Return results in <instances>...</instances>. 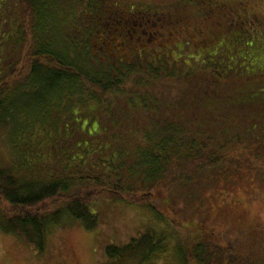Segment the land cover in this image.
Masks as SVG:
<instances>
[{
    "label": "trees",
    "instance_id": "trees-1",
    "mask_svg": "<svg viewBox=\"0 0 264 264\" xmlns=\"http://www.w3.org/2000/svg\"><path fill=\"white\" fill-rule=\"evenodd\" d=\"M14 3L17 16L13 32L14 50L8 56V63H4L5 72L0 78V129L6 135L11 132L13 138L24 134L34 136L33 121L37 119L40 122L38 127L41 131L50 117L44 111L43 114L40 111L17 112L16 106L21 102L16 98L32 101L42 99L44 102L47 97L77 96L88 102L87 109L78 116H74L72 112L70 117L78 120L79 117L85 118L87 114L91 118L87 124L89 127L93 121L102 120V117L108 119L109 114L115 112L117 106H123V101L128 98L145 102L148 97L157 103L163 95L174 96L170 99L180 102L181 106L176 114L183 115L184 123L175 128L176 135H167L164 142L160 141L153 151L150 149L148 157L140 161L142 168L139 169L142 172L139 175L140 181L136 182L131 180V172L118 173L120 168L113 169L111 174L105 176L95 173L82 175L78 172L75 177L53 175L47 177L46 181H41L31 176L32 169L24 163L13 162L10 168L0 166L2 233L19 238L34 251L41 253L47 235L61 225L62 219L79 221L85 229H94L97 218L89 212L88 205L97 198L134 206L146 204L157 219L167 221L174 228L178 221L165 220L164 215L150 202V191L159 187L162 190L164 186L169 190L170 187L187 188L206 183L208 220H218L219 215H213V211L239 212L242 207L239 198L241 194L247 198L249 206L254 205L257 198H264L256 193L253 183H256L255 178L264 171L263 134L260 130L251 129L242 136L238 132L243 131L237 129L241 123L252 122L246 115L249 111L242 109L251 101L248 93L252 94L264 87V28L252 30L247 25H240L232 31L223 26L216 37L210 35L211 32H203L198 28L196 33L202 35L196 48L198 45L208 46V41L219 52L228 51L229 48L231 61L228 62V68L206 64L197 71L190 70L176 77L162 63V59H165L162 55L173 57L168 41L174 28L180 23L177 14L173 16L157 8H135L129 4L119 5L107 0H72L69 6L71 19H68V14L63 12L68 7L64 0H14ZM211 4L214 7L226 6L217 0H212ZM176 13L187 16L179 10ZM48 22L52 27L63 24L71 32V38L74 36L72 34L86 27L81 48L79 45L63 47L55 38L50 42L44 35ZM260 23L254 16L249 19L248 25L259 26ZM216 24L219 26L218 22ZM157 25L161 26L163 32L165 28L170 31L167 35L150 33L149 30L153 31ZM99 35L101 38L116 36L115 42L116 39H121L116 42L115 49H124L128 44L141 46V57L138 60L143 61L149 52L157 55L155 64L145 65L135 60V51L129 54L130 57L127 56L134 63L126 60L124 63L114 64L110 59H106L105 63H97L94 52L96 37ZM176 48L179 52L183 50V47ZM190 49L188 47L186 51ZM123 52L126 51L122 50L120 53ZM190 55L193 56L194 53ZM10 58L13 59L11 63ZM170 61L174 66L179 63L183 65L182 60L176 63L171 58ZM241 66L248 69L240 72ZM209 96L221 100L223 107L209 104ZM227 101L235 103L226 107L224 103ZM140 108L155 110L159 106ZM215 109H223L228 118L221 117L223 112L215 113ZM229 111L234 115L229 114ZM217 118H223L218 121L227 124L226 129L207 127L209 121ZM191 121L195 125L188 128ZM131 122H134L133 118ZM22 124L26 125L24 129H21ZM78 124L81 125L82 122ZM12 126L16 128L12 129ZM61 132L63 129L59 128L53 131L54 134ZM26 144L28 143L23 145L25 148ZM55 155L51 159L60 168ZM90 159H93L91 154L87 160ZM124 164L129 165L126 162ZM29 168L31 173L27 171ZM220 170L228 176H218L216 181H211V174ZM193 218L189 217L184 221L189 225L180 222L177 227L190 230L192 236L195 234V238L200 237L203 241L189 244L188 249L181 248L184 253L180 264H258L252 248L244 246L247 250L243 251L238 247L220 245V229L214 232L213 227L219 224L217 220L213 224L208 221V233L203 234L202 226L198 222L195 224ZM159 239L160 236H155L153 232H146L123 248H107L105 255L110 259H121L124 256L132 258L136 254L151 256L161 248Z\"/></svg>",
    "mask_w": 264,
    "mask_h": 264
},
{
    "label": "rangeland",
    "instance_id": "rangeland-1",
    "mask_svg": "<svg viewBox=\"0 0 264 264\" xmlns=\"http://www.w3.org/2000/svg\"><path fill=\"white\" fill-rule=\"evenodd\" d=\"M96 1L100 2V0ZM107 1L117 4L125 3L123 5L129 4L135 8H157L160 9L159 11H165L166 14L173 16L177 14L176 17L180 18V20L178 19L180 23L170 34L168 41L169 47H172L170 53L173 57L163 54L162 51V56L165 58L162 59V63L176 77H180L190 70L197 71L206 64L228 68V62L231 61L229 48L228 51L219 52L214 48L215 45H209V41L208 46L200 47L198 45L196 48L197 42L201 39L200 35H202L196 33L198 28L203 32H211L210 35L213 34L212 36L215 37L223 26L232 29V31H235L240 25H247L252 30L259 28L263 30L264 28V0H217L221 2V5L226 4L224 8L222 6L214 7L208 0ZM64 2L68 3V7H65L63 12H66L68 19H71L69 6L72 0H64ZM178 10L187 16H180L179 13H176ZM15 11L14 0H0V78L5 72L6 66L3 65L5 62L8 63V56L14 50L13 32L17 19ZM254 16L260 20L259 26L248 25L249 19ZM216 22L219 23V26ZM46 25L44 35L50 42L55 38V41L63 47L79 45L81 48L86 27L72 34L74 36L71 38V32L63 24L52 27V24L48 22ZM168 31L170 30L165 28L163 32L161 26L158 25L153 28V31L149 30L150 33L156 35L166 34ZM115 37L101 38V35L96 37L94 59L97 63H105L106 59H110L114 64L124 63L126 60L132 62V59H127V56L130 57L129 54H133L134 51L137 55L135 60L140 59L141 46L128 44L124 49H115L116 42L121 41V39L118 41L116 39L115 42ZM176 46L183 47V50L179 52ZM188 47L194 53L193 56L190 55L192 53H189L190 50L186 51ZM165 49H163L164 52ZM122 50L126 52L121 54ZM171 58L176 63L182 60L183 65L179 63L178 66H174L171 61L169 62ZM156 59L157 55L147 52L145 59L138 61L145 65H152L155 64ZM12 60L10 58L9 63ZM245 69L248 68L239 67L240 72ZM29 91L30 87H28ZM248 94L251 101H248L249 105L242 109L249 111L246 115L252 122L250 124L241 123L237 129L243 132H237L243 136L248 134L251 129L253 131L260 130L263 134L262 138H264V87ZM143 97L145 98V96ZM172 97L174 96L163 95L159 97L160 101H156L157 103L148 97L145 102L128 98L123 101V106H117L115 112L109 114L108 119L105 120L102 117V120L99 121L92 122L91 120L92 123L89 127L87 124L91 118L86 113H84L86 114L85 118L79 117L78 120L70 117L72 112L74 116L86 112L88 102H84L77 96L47 97L44 102L42 99L32 101V99L16 98L18 102H21L16 106L17 112L22 110L30 113L40 111V114L41 112L43 114L44 111L45 114H50V117L46 121L45 128H41V131L38 127L40 122L37 119L33 121L34 136L24 134L16 135L13 138V133L8 132L6 135V132L0 129V166L10 168L13 162L24 163L32 169V173L30 168L27 169L29 173L33 174L31 176L41 181H46L47 177L53 175L55 177H75L78 172L82 175L83 173H95L105 176L111 174L113 169L120 168L118 173L121 171L124 174L131 172V180L140 181L141 176L139 175L142 172L139 169L142 168L140 161L147 158L150 149L153 151L160 141L164 142L167 135L171 133L173 136L176 135L175 128H178L180 123H184L183 115L176 114L179 112L181 104L170 99ZM208 99L209 104L223 107L218 98L209 96ZM234 103L227 101L224 106L230 107ZM155 105H158L159 108L144 109V106L154 107ZM141 106L144 110H141ZM215 110H217L215 113L223 112L221 117L228 118V114L223 109ZM228 113L234 115L230 111ZM132 118L134 122H131ZM218 119L223 118L209 121L207 127L209 129L215 127L226 129L227 124L219 122ZM78 122H82V124L79 125ZM22 125L21 129H24L26 125ZM194 125L195 123L191 121L188 128L194 127ZM245 125L250 127L246 128ZM15 128L16 126H12V129ZM55 128L63 129V132L54 134ZM24 143H28L26 148L23 146ZM54 154L61 165L60 168H57L56 161L53 162L51 159ZM90 154L93 159L87 160ZM42 160L44 161L42 162ZM125 162L129 165L126 166ZM222 172L220 170L212 173L209 178L211 181H216L218 176L222 178L228 176ZM255 180L256 183L254 181L253 183L256 186V193L260 197H264V171ZM206 186V183H202L200 186H188L187 188L170 187L169 190L165 189L166 186L162 190H159L160 187L153 188L150 191L152 195L150 202L164 215L165 220H177V226L180 222L189 225L184 221L189 217H194L192 220L195 224L198 222L202 226L201 233L205 234L204 232L208 233V221L213 224L214 220H217L212 218L208 220V189ZM146 188L147 186L144 189ZM239 198L242 201L239 212H212L213 215H219L217 220L219 224L213 225L214 232H218L220 229L219 241L222 242L220 245L238 247L243 251L247 250L244 246H248V248H252V253L258 264H264V198H257L256 203L252 206L248 205L246 202L248 200L243 194ZM147 207L146 204L134 206L97 198L88 205L89 212L97 218L94 229H85L82 222L79 221L70 222L67 219H62L61 225L56 226L47 235L45 247L41 253L34 251L31 246L19 238L0 231V264H180L184 253L181 248L188 249L189 244L203 241L202 238H195V234L192 236L190 230L177 226L171 227L167 221L157 219ZM146 232H153L155 236H160L161 248L151 256L136 254L132 258L124 256L121 259H110L105 255L107 248H123ZM206 240L208 243V239Z\"/></svg>",
    "mask_w": 264,
    "mask_h": 264
},
{
    "label": "flooded vegetation",
    "instance_id": "flooded-vegetation-1",
    "mask_svg": "<svg viewBox=\"0 0 264 264\" xmlns=\"http://www.w3.org/2000/svg\"><path fill=\"white\" fill-rule=\"evenodd\" d=\"M208 1L212 3V0H208Z\"/></svg>",
    "mask_w": 264,
    "mask_h": 264
}]
</instances>
